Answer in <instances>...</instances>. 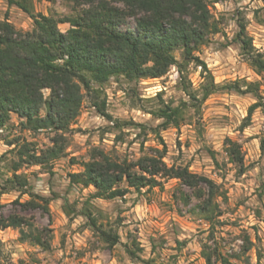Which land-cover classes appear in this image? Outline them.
<instances>
[{
	"label": "rangeland",
	"instance_id": "374dc122",
	"mask_svg": "<svg viewBox=\"0 0 264 264\" xmlns=\"http://www.w3.org/2000/svg\"><path fill=\"white\" fill-rule=\"evenodd\" d=\"M205 1L219 31L210 34L195 54L205 62L219 89L200 103L189 98L182 86L200 98L201 66L185 64L177 50L180 67L170 66L162 77H111L97 92L85 93L78 116L64 133L62 154L45 164H23L18 171L28 182L21 191L27 188L36 196L35 208L24 210L15 203L30 196L10 188L7 181L9 169L18 162L8 144L28 142L30 148L44 150L51 145L54 131L28 130L17 115L10 114L0 127V214L15 212L29 218L31 228L23 230L39 236L42 243L22 240L18 228L0 227V264H206L203 251L211 254L213 264H221L218 254L231 264H264V77L250 67L233 41L242 22L253 48L264 53V0ZM32 3L35 12L57 18L73 16L79 9L75 0ZM5 15L18 30L32 28L26 13L0 0V20ZM129 22L134 25L133 20ZM69 26L58 24L62 32ZM236 81L242 89L244 82L256 83L260 98L225 87ZM43 94L47 96L48 91ZM161 100L189 105L182 106L179 126L170 125L157 133L153 128L162 119L148 112L160 107ZM258 100L262 105L246 121L249 106ZM93 101L105 102L111 122L92 106ZM227 139L240 146L242 171L229 160ZM161 140L168 167H187L218 186L220 215L211 223L198 212L191 189L176 178L162 177L155 187L129 189L113 199H92V186L69 182V174L82 171L81 163L90 159L95 147L116 160L133 162L161 149ZM85 212L91 213L96 227ZM100 227L116 235L117 242L110 245L102 240L96 231Z\"/></svg>",
	"mask_w": 264,
	"mask_h": 264
},
{
	"label": "trees",
	"instance_id": "16d2710c",
	"mask_svg": "<svg viewBox=\"0 0 264 264\" xmlns=\"http://www.w3.org/2000/svg\"><path fill=\"white\" fill-rule=\"evenodd\" d=\"M6 1L32 19V28L27 31L16 29L7 15L0 20V127L13 113L28 130L54 131L51 145L40 151L30 148L28 142L18 145L9 142L8 145L12 146L10 151L18 157L7 178L12 189L21 191L28 183L18 172L23 164H45L62 154L64 133L78 116L84 94L97 92L111 77L123 76L128 80L162 77L170 66L180 67L181 62L175 56V51L179 50L182 62L201 66L204 80L199 99L195 92L182 86L189 98L200 103L219 89L205 62L195 54L200 46L207 43L210 34L219 31L205 0H75L79 6L76 13L60 18L35 12L32 0ZM130 20H133V26ZM59 23L70 26L62 32L58 28ZM237 25L233 41L239 45L250 67L264 77V53L253 48L245 24L238 22ZM178 71L182 72V69L178 68ZM244 83V89L237 81L225 87L238 93H253L260 98L256 83ZM92 84H96V88ZM43 90L48 91L47 96ZM188 105L187 101L173 105L161 100L160 107L148 112L162 119L154 131L159 133L158 129L179 126L183 118L182 106ZM260 105L258 100L249 106L246 121ZM92 106L112 121L104 101H93ZM41 111L44 114L41 115ZM160 143L161 149L155 148L154 153L145 154L133 162L116 160L95 147L90 159L81 163L82 171L69 174V182L83 187L92 186V199H113L123 197L129 189L140 191L155 187L162 177L176 178L191 189L198 200V212L211 223L220 215L216 200L218 186L211 179L190 173L187 167H168L163 161L166 146L162 140ZM227 143L229 160L238 164L242 171L240 146L230 139ZM260 148L263 149V141ZM25 192L30 199L25 202L15 200V203L24 210L35 208L38 205L36 196L27 188L21 191ZM83 215L96 227L90 212ZM24 226L31 228L26 216L15 212L5 216L0 214L1 228H18L22 240L41 244L39 236H33V232L28 234L23 230ZM96 231L110 245L117 242L116 235L101 227ZM202 255L206 264H213L211 254L203 251ZM217 259L221 264H231L221 254Z\"/></svg>",
	"mask_w": 264,
	"mask_h": 264
},
{
	"label": "built area",
	"instance_id": "2783aa9c",
	"mask_svg": "<svg viewBox=\"0 0 264 264\" xmlns=\"http://www.w3.org/2000/svg\"><path fill=\"white\" fill-rule=\"evenodd\" d=\"M0 232H3V231L0 229Z\"/></svg>",
	"mask_w": 264,
	"mask_h": 264
}]
</instances>
